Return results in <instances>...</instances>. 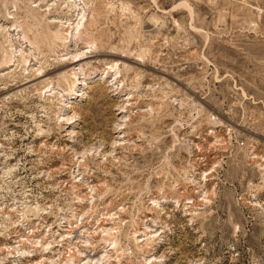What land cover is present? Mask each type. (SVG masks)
Here are the masks:
<instances>
[{
    "label": "rangeland",
    "instance_id": "obj_1",
    "mask_svg": "<svg viewBox=\"0 0 264 264\" xmlns=\"http://www.w3.org/2000/svg\"><path fill=\"white\" fill-rule=\"evenodd\" d=\"M0 264H264V0H0Z\"/></svg>",
    "mask_w": 264,
    "mask_h": 264
},
{
    "label": "bare ground",
    "instance_id": "obj_2",
    "mask_svg": "<svg viewBox=\"0 0 264 264\" xmlns=\"http://www.w3.org/2000/svg\"><path fill=\"white\" fill-rule=\"evenodd\" d=\"M32 244H34V243H32ZM40 244V243H39ZM49 252V251H48ZM46 253V252H45ZM75 253V252H74ZM30 254V253H29Z\"/></svg>",
    "mask_w": 264,
    "mask_h": 264
}]
</instances>
